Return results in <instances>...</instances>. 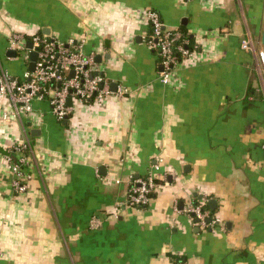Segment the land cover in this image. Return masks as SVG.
<instances>
[{"label": "crops", "instance_id": "obj_1", "mask_svg": "<svg viewBox=\"0 0 264 264\" xmlns=\"http://www.w3.org/2000/svg\"><path fill=\"white\" fill-rule=\"evenodd\" d=\"M150 8L197 48L165 85L145 42ZM12 32L74 38L128 91L77 105L66 123L47 99L0 121V264H264V71L241 45L264 49V0H0V65L20 76ZM20 140L32 178L17 193L5 155ZM157 156L149 206L112 217ZM201 200L222 227L187 215Z\"/></svg>", "mask_w": 264, "mask_h": 264}, {"label": "built area", "instance_id": "obj_2", "mask_svg": "<svg viewBox=\"0 0 264 264\" xmlns=\"http://www.w3.org/2000/svg\"><path fill=\"white\" fill-rule=\"evenodd\" d=\"M143 17L149 28L145 36L146 45L157 53L162 67L158 75L159 82L168 84L178 67L191 57L197 48L191 46L188 33L183 29L168 27L157 10L147 9L143 12ZM28 41L32 42V48L27 47ZM9 43L10 49L21 53L26 68L20 76H14L7 68L0 65V121L16 119L22 114L33 112L34 103L43 99L48 100L57 120L63 121L66 117L69 120L73 117L77 105L100 104L114 93L123 95L128 91L127 87L118 86L114 92L110 80L95 59V52H84L74 38L61 42L43 33H35L27 37L22 33L12 32ZM241 45L257 56L259 66L264 71V49L259 48L251 36L244 37ZM32 50L38 53L34 70L28 68ZM72 71L74 74L71 75ZM70 96L72 104L68 103ZM31 153H33L31 142L20 140L14 143L5 155L7 164L14 174L11 187L17 193L28 190V181L32 178L27 168ZM162 163L163 158L157 156L146 175L130 176V186L126 196L118 203V209L111 212L112 217L119 218L120 208L125 205L138 209L149 206L159 185L156 174L161 169ZM117 182L121 180L117 179ZM3 186L0 181V190ZM184 209L199 226L208 227L213 231L218 226L222 227L221 219L212 215L204 200L190 203ZM102 223L101 218L93 216L89 225L96 229ZM172 264L185 263L173 261Z\"/></svg>", "mask_w": 264, "mask_h": 264}, {"label": "water", "instance_id": "obj_3", "mask_svg": "<svg viewBox=\"0 0 264 264\" xmlns=\"http://www.w3.org/2000/svg\"><path fill=\"white\" fill-rule=\"evenodd\" d=\"M263 42H264V35H263ZM32 46H33L32 42H31V41H28V42H27V47L32 48ZM7 54H8L9 56H17V55H18V52H17V50H15V49H11ZM37 58H38V53H37V51L32 50V51L30 52V62H29V65H28V68H29L30 70H34L35 62H36ZM96 60H97L98 62H101V60H102V56H101V55H98V56L96 57ZM161 69H162V67H161ZM72 74H74V71L71 72V75H72ZM112 85L114 86V90H115L116 87H117V83L114 82ZM68 103H69V104H72V97H71V96L68 98ZM67 121H68V118L66 117V118L63 120V122L66 123ZM215 202H216L215 199H211V200L209 201V205H210L211 208H213V209L215 208V207L213 206V204H214ZM196 221H198V219H196Z\"/></svg>", "mask_w": 264, "mask_h": 264}, {"label": "trees", "instance_id": "obj_4", "mask_svg": "<svg viewBox=\"0 0 264 264\" xmlns=\"http://www.w3.org/2000/svg\"><path fill=\"white\" fill-rule=\"evenodd\" d=\"M188 37H189V39H190V41H191V37H190V34H188ZM191 47V46H190ZM174 261H183L184 262V260L181 258V257H175L174 258ZM185 263V262H184Z\"/></svg>", "mask_w": 264, "mask_h": 264}]
</instances>
